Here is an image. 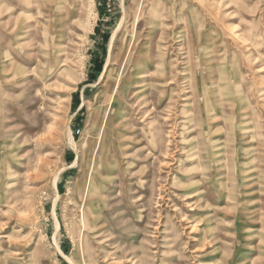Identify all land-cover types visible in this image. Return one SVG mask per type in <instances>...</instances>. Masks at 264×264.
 Returning <instances> with one entry per match:
<instances>
[{
    "label": "rangeland",
    "instance_id": "1",
    "mask_svg": "<svg viewBox=\"0 0 264 264\" xmlns=\"http://www.w3.org/2000/svg\"><path fill=\"white\" fill-rule=\"evenodd\" d=\"M0 264H264V0H0Z\"/></svg>",
    "mask_w": 264,
    "mask_h": 264
},
{
    "label": "bare ground",
    "instance_id": "2",
    "mask_svg": "<svg viewBox=\"0 0 264 264\" xmlns=\"http://www.w3.org/2000/svg\"><path fill=\"white\" fill-rule=\"evenodd\" d=\"M63 65V64H60V66Z\"/></svg>",
    "mask_w": 264,
    "mask_h": 264
}]
</instances>
